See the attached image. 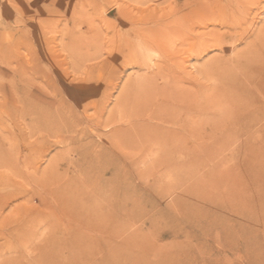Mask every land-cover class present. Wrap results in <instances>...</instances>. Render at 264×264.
<instances>
[{"label":"rangeland","instance_id":"obj_1","mask_svg":"<svg viewBox=\"0 0 264 264\" xmlns=\"http://www.w3.org/2000/svg\"><path fill=\"white\" fill-rule=\"evenodd\" d=\"M208 1L214 0H0V141L4 137L7 147H16L24 173L13 182L8 178L11 171L0 169V176L8 172L6 181L0 182V221L6 219L9 231L0 225V264H45L32 246L42 245L56 232L53 227L67 226L71 219L57 212L58 220L52 217L45 223L27 212L45 211L44 201L54 204L48 190L59 187L89 191L86 196L102 202L98 204L105 213L101 247L90 248L83 258L76 255L81 259L77 264H264L262 80L257 76L249 81L233 68L232 86L224 83L222 92L211 94L216 108L204 107L209 94L204 85L217 82L207 70L210 63L236 64L251 39L238 40V33H226L233 28L221 23L220 11L211 10L205 5ZM183 2L181 11L175 9L183 16L177 23L173 6ZM232 2L246 16L239 33L248 26H264V0ZM226 7L224 20L230 22L233 13ZM148 15L155 18L144 20ZM158 67L184 77L191 91L187 99L196 103L200 98V110L194 104L189 108L187 99L173 105L157 94L153 87L168 79L162 75L154 78L156 84L149 82ZM218 103L227 106L221 110L223 117L216 115ZM155 110L174 112L175 117L162 125L148 116ZM128 118L161 130L149 129L143 135L130 131L129 136L122 132ZM139 136L150 139L138 140ZM36 177L42 178L37 186ZM21 223L25 225L14 229ZM29 228L36 235L23 244L21 235L26 236Z\"/></svg>","mask_w":264,"mask_h":264},{"label":"bare ground","instance_id":"obj_2","mask_svg":"<svg viewBox=\"0 0 264 264\" xmlns=\"http://www.w3.org/2000/svg\"><path fill=\"white\" fill-rule=\"evenodd\" d=\"M235 1V0H234ZM246 2V1H245ZM207 4H205V5H208L209 7H210V9L211 10H218V11H220V17H221V19H223V20H221V23H223V24H225V25H227V24H229V27H231V28H233V29H231V30H229V31H227L226 33H229L230 35L231 34H235V33H238L239 35H240V37L239 38H236V39H238V40H246V41H248V38H251L250 39V41H248V43H247V46H246V51H245V53L242 55L243 57L242 58H238L235 62H236V64H233V63H229L228 61H225V62H223V63H221L220 61V63H217V62H213V63H210V66L208 67V71L212 74V78L214 79H216L217 80V82H215V84H213L212 86H209V87H205V85H204V91H205V93L206 94H208L207 96L204 94V97H205V99H206V101H207V104L206 103H204L205 104V108L207 109V108H212V110L214 109V108H216V107H214V103H215V99H214V102H213V99H211V94H214L216 91L218 92V91H223L224 90V86H223V84L225 83V85L227 84V85H230V87L232 86V84L234 83V81L231 79V77H232V73H234L233 72V68L234 69H236V71H242L243 73H245V75H246V78H248L249 79V81H252L251 79H255L257 76L260 78V80H262L259 84H260V86H259V88H260V90L262 89L263 91H264V26H262V27H260V28H258V29H256V28H253V27H246V28H244V31L243 32H241V33H239V29L240 28H242L243 27V23H245V19H246V16L245 17H243L240 13H239V11H240V8H239V5H235V2H232V0L229 2H226V3H230V4H226V3H224V0H214V1H208V2H206ZM178 4V3H177ZM177 4H175V6H173V8H174V10L177 8L178 10H180V8H182L183 6H185L186 5V2H183L182 4H180L179 6H177ZM226 5L227 6H230L231 7V12L233 13V16H232V18L230 19V20H232V21H230V22H225V20L224 19H226L225 18V15H224V11L227 9V7H226ZM247 5V4H246ZM250 5V4H249ZM154 8V7H153ZM152 8V9H153ZM160 8V7H159ZM155 9V8H154ZM177 10V11H178ZM182 10V9H181ZM180 10V11H181ZM208 10V9H207ZM150 11V10H149ZM176 11V10H175ZM177 11H176V13H177ZM190 11V10H189ZM242 11V10H241ZM211 12V11H210ZM176 13H174V14H176ZM216 13V12H215ZM205 14V13H204ZM206 14H207V12H206ZM211 14V13H210ZM217 14V13H216ZM238 14H240V15H238ZM153 15V14H152ZM157 15V14H156ZM212 15V14H211ZM256 15V14H255ZM168 16V15H167ZM174 17H176V19H175V22H180L181 21V19H182V17L183 16H181V14L179 15V13H177L176 15H173ZM172 16V17H173ZM207 16V15H206ZM157 17V16H156ZM169 17V16H168ZM213 17H215V16H213ZM217 17V16H216ZM215 17V18H216ZM141 18V17H140ZM148 18H155V17H151V16H149L148 15V17H146V18H144V20L145 19H148ZM201 18V17H200ZM214 18V19H215ZM257 18V17H256ZM167 19V18H166ZM169 19V18H168ZM209 19H211L210 17H209ZM209 19H208V22H209ZM172 20V19H171ZM205 20V19H204ZM213 20V19H212ZM216 20H218V19H216ZM126 21V20H125ZM154 21V20H153ZM158 21V20H157ZM157 21H155V22H157ZM199 23H200V21H198ZM258 22V21H257ZM204 25H205V23H204ZM213 25V24H212ZM126 26V25H125ZM228 26V25H227ZM251 26H253V25H251ZM213 27V26H212ZM219 30V29H218ZM205 31V30H204ZM214 31H216L215 29H214ZM226 31V30H225ZM238 31V32H237ZM147 32V31H146ZM171 32V31H170ZM140 35L141 36H143L142 35V31H141V28H140ZM168 33V32H167ZM154 34V33H153ZM152 34V35H153ZM157 34V33H156ZM173 34V33H172ZM207 34H208V32H207ZM220 34V33H219ZM151 34H150V36H152ZM155 35V34H154ZM173 35H175V34H173ZM213 35H216V34H213ZM237 35V34H236ZM148 36V35H147ZM159 36H160V34H159ZM164 36V35H163ZM232 36V35H231ZM216 38L218 37L219 38V36H215ZM214 38V37H213ZM141 39V38H140ZM146 39V38H145ZM163 39V38H162ZM203 39V38H202ZM201 39V40H202ZM219 39H221V38H219ZM143 41V40H142ZM159 41V40H158ZM162 41V40H161ZM160 41V42H161ZM210 41V40H209ZM212 41V40H211ZM237 41V40H236ZM148 42H150L149 40H148ZM153 42V41H152ZM216 43L218 42V41H215ZM215 42H211V43H214V44H216ZM219 43V42H218ZM225 43V42H224ZM150 44H153V43H150ZM144 45H145V43H144ZM158 45H160V43L158 44ZM217 45V44H216ZM219 45V44H218ZM151 46V45H150ZM149 46V47H150ZM148 47V46H147ZM154 46H152V48H153ZM161 47V46H160ZM202 48V47H201ZM157 49V48H156ZM158 50V49H157ZM232 53V52H231ZM237 53V52H236ZM233 54H234V52H233ZM233 54H232V56H233ZM168 56V55H167ZM239 56V55H238ZM220 59V58H219ZM214 60V59H213ZM231 60H232V57H231ZM167 61V60H166ZM217 61V60H216ZM182 62V61H181ZM209 62V61H208ZM158 63V62H157ZM172 64V63H171ZM220 64V65H219ZM148 67V66H147ZM160 67H162V63H161V65H160ZM176 67V66H175ZM149 68V67H148ZM159 68V67H158ZM148 70V69H147ZM207 70H206V72H207ZM152 70H150V72H151ZM172 71V70H171ZM169 72V71H167V70H164V69H160L159 68V70H156V72L154 73V71L151 73V76L150 77H152V78H150V81L149 82H154V84H156L157 82H155V80H154V78H156L157 76H160V77H162V75H167V77H168V79H163V85H161L160 84V86H159V88H158V85H156V86H154L153 88L158 92L157 94L158 95H161L162 97L164 96V97H166V98H169L170 100H172V103H173V105L175 104V105H177V103H181V101L183 102L184 100H186L187 99V96H189L190 95V93H191V91L190 90H188V88L184 85V77L182 78V76L181 75H178L176 72H174V73H172V72ZM241 72V73H242ZM156 75V76H155ZM206 75H208V73H206ZM234 77V76H233ZM192 78V77H191ZM209 78V77H208ZM242 78V77H241ZM157 79V78H156ZM194 79V78H193ZM148 80V79H147ZM142 81V80H141ZM219 81V82H218ZM236 81H238V83H239V81L240 80H236ZM127 82V81H126ZM254 82V81H253ZM143 83V82H142ZM147 83V82H146ZM242 83V82H241ZM145 84V83H144ZM169 84H171V85H169ZM243 84V83H242ZM247 84V83H246ZM127 85V84H126ZM148 85V84H147ZM198 85V84H197ZM240 85V84H239ZM244 85V84H243ZM137 86V85H136ZM167 86H169V87H167ZM145 87H146V89H149V88H147L148 86H146L145 85ZM144 86H143V88H145ZM150 87V86H149ZM229 87V86H228ZM140 88V87H139ZM233 88V87H232ZM245 89H246V87H244ZM243 88V89H244ZM247 88H249V87H247ZM138 89V88H137ZM145 89V91H147ZM134 90V89H133ZM150 90V89H149ZM198 90V89H197ZM196 90V91H197ZM234 90V89H233ZM240 91V90H239ZM245 91V90H244ZM154 92V91H153ZM123 93V92H122ZM135 93V92H134ZM145 93V92H144ZM204 93V92H203ZM220 93V92H219ZM224 93V95L226 94V92L224 91L223 92ZM230 93V92H229ZM248 93V92H247ZM258 93H261V92H258ZM239 94V93H238ZM241 94V93H240ZM245 94H246V92H245ZM144 95V94H143ZM148 95V94H147ZM147 95H145L146 97H147ZM195 95H197V94H195ZM219 95V94H218ZM227 95V94H226ZM251 95V94H250ZM134 96V95H133ZM198 96V95H197ZM197 96H195V98H198ZM248 96V95H247ZM122 97V96H121ZM160 97V96H159ZM191 97H193V96H191ZM190 97V98H191ZM212 97H213V95H212ZM215 97H216V95H215ZM219 97H222V96H219ZM263 97V96H262ZM123 98V97H122ZM121 98V99H122ZM214 98V97H213ZM218 98V97H217ZM235 98V97H234ZM238 98V97H237ZM117 99V98H116ZM121 99L119 100V101H121ZM135 99V98H134ZM189 99V98H188ZM186 100V101H188L189 102V104L186 102V104H187V106H189V108H191L192 106H194V105H197V108L199 109V107H198V101H200V98H199V100L196 102V103H193V102H191V99L190 100ZM193 99H194V97H193ZM192 99V100H193ZM204 99V100H205ZM220 99V98H219ZM218 99V100H219ZM195 100V99H194ZM232 100V99H231ZM238 100V99H237ZM127 101H128V99H127ZM167 101H168V99H167ZM202 101V100H201ZM219 101H222V99L221 100H219ZM118 102V101H117ZM140 102V101H139ZM211 102V103H210ZM223 102V101H222ZM235 102H236V100H235ZM262 102V101H261ZM260 102V103H261ZM179 103V104H180ZM200 103V102H199ZM202 103H203V101H202ZM217 103V102H216ZM249 103H251V102H249ZM260 103H259V105H260ZM264 103V102H263ZM194 104V105H193ZM25 105V104H24ZM218 105V107L220 106L221 108H218L217 107V110L218 111H220V112H218L216 115H221L220 117H223L222 116V113H223V115H224V112H221V110H223V109H227V106L226 105H224L223 103H218V104H216V106ZM222 105V106H221ZM242 105V104H241ZM255 105V104H254ZM258 105V106H259ZM26 106V105H25ZM29 106V105H28ZM200 107H201V105H199ZM31 107V106H30ZM177 107V106H176ZM181 108H182V106H180ZM153 108V107H152ZM163 108V107H162ZM180 108V109H181ZM194 108H196V106L194 107ZM61 109H64V108H62L61 107ZM183 109V108H182ZM181 109V110H182ZM22 110V109H21ZM24 110H29V109H24ZM44 110V109H43ZM46 110H49V111H51L52 112V110L51 109H46ZM200 110V109H199ZM205 110V109H204ZM209 110V109H208ZM211 110V111H212ZM228 110V109H227ZM37 111V110H36ZM48 111V112H49ZM147 111V110H146ZM145 111V112H146ZM172 111V110H171ZM196 111H197V109H196ZM47 112V113H48ZM62 112V111H61ZM180 112V111H179ZM189 112V111H188ZM187 112V113H188ZM226 112V111H225ZM42 113V112H41ZM40 113V114H41ZM58 113V112H57ZM149 113V112H148ZM174 112H170V113H160L159 111H150V113H149V115L148 116H150V117H153V118H156V119H160V121H161V123H162V125H165V124H167V123H171V120H173L172 119V117L174 116V114H173ZM176 113V112H175ZM178 113V112H177ZM186 112L184 113V114H187ZM36 114H38V113H36ZM35 114V115H36ZM45 114V113H44ZM52 114V116L54 117V118H56V115L54 116L53 115V113H51ZM59 115H60V112L58 113ZM64 114H65V112H64ZM64 114H61V115H64ZM145 114V113H144ZM143 114V115H144ZM211 114H213V112H211ZM23 115H24V112H23ZM136 115V114H135ZM142 115V116H143ZM146 115V116H147ZM215 115V116H216ZM41 117L43 116V115H40ZM52 116H50V117H52ZM66 116V115H65ZM140 116H141V114H140ZM142 116L140 117V118H142ZM228 116V115H227ZM52 117V118H53ZM64 117V116H63ZM175 117V116H174ZM177 117H180V116H178V114H177ZM191 117V116H190ZM53 118V119H54ZM149 118V117H148ZM182 118V117H181ZM185 118H187V117H185ZM209 118V117H208ZM225 118V117H224ZM59 119V118H58ZM60 119H61V117H60ZM111 119H112V117H111ZM188 119V118H187ZM63 120H65L64 118H63ZM67 120H68V118H67ZM128 120H129V123H128V125H127V127H123L122 129V132H125V133H129V136H130V131L132 132V133H134V132H138L139 133V135L141 134V135H143V134H146V133H148L149 132V129H151V130H154L155 132H157L158 130H161V129H158V128H161V127H159V126H157V125H155V127H157V128H155L154 126H152L151 124H149L147 121H142V120H140V119H131V118H128ZM127 120V121H128ZM175 120V119H174ZM180 120V119H179ZM186 120V119H185ZM190 120V119H189ZM191 120H193V119H191ZM191 120L189 121L190 123H194L193 121L191 122ZM40 121V120H39ZM62 121V120H61ZM125 121V120H124ZM152 121V120H151ZM150 121V122H151ZM159 121V122H160ZM207 121V120H206ZM53 122V121H52ZM51 122V123H52ZM63 122H67V121H63ZM111 122V121H110ZM182 122V121H181ZM189 122L187 121V122H185V126L186 125H188L189 124ZM212 122V121H211ZM220 122V121H219ZM57 123V122H56ZM123 123V122H122ZM174 123H175V121H174ZM179 123V122H178ZM127 124V123H126ZM184 124V123H183ZM30 125V124H29ZM38 125H41V124H38ZM65 125V124H64ZM67 125V124H66ZM69 125V124H68ZM67 125V126H68ZM170 124H168V126H169ZM179 125V124H178ZM213 125V127H214V125L217 127V125H218V122L216 121V122H214V124H212ZM26 126H27V124H26ZM42 126H43V124H42ZM41 126V127H42ZM61 126V125H60ZM184 126V127H185ZM196 126H198V125H196ZM210 126V125H209ZM28 127V126H27ZM40 127V126H39ZM40 127V128H41ZM44 127V126H43ZM51 127H52V125H51ZM63 127V126H62ZM184 127H182V128H184ZM187 127H189V125L188 126H186V128ZM50 128V127H49ZM152 128H154V129H152ZM177 128H179V127H177ZM30 129V128H29ZM43 130H44V128H42ZM48 129V128H47ZM168 129V128H167ZM185 129V128H184ZM67 130V129H66ZM172 130V128L170 129V131ZM189 130H190V128H189ZM193 130V129H192ZM192 130H190V131H192ZM33 131V130H32ZM148 131V132H147ZM165 131V130H164ZM173 131V130H172ZM174 131H177V130H174ZM31 132V131H30ZM152 132V131H151ZM150 132V133H151ZM192 132H194V130L192 131ZM1 133V132H0ZM50 133V132H49ZM131 133V134H132ZM150 133L149 134H147V135H150ZM165 133V132H164ZM172 133V132H171ZM3 134V133H2ZM53 134V133H52ZM135 134V133H134ZM152 134H154V133H152ZM173 134V133H172ZM180 134V133H179ZM178 134V135H179ZM193 134V133H192ZM5 135H7V134H5ZM84 135V134H83ZM114 135H115V131H114ZM126 135V134H125ZM159 135V134H158ZM160 135H161V132H160ZM171 135V134H170ZM0 136H1V134H0ZM82 135H80V137H81ZM108 136V135H107ZM124 136V135H123ZM132 136H134V135H132ZM131 136V137H132ZM138 136V135H137ZM136 136V139L138 138ZM7 138H8V135L6 136ZM115 137V136H114ZM140 138L138 139V140H149L150 138H148V137H144V136H139ZM153 137V136H152ZM152 137H151V139H152ZM171 137V136H170ZM176 137V136H175ZM174 137V138H175ZM2 138V137H1ZM4 138V137H3ZM3 138L1 139L2 141H0V169L2 168V170L3 169H8V170H10L11 172V175H10V177H8L7 175H5L6 173H8V172H6L5 174H3V176L1 175L0 176V182L2 183V180L3 179H5V181H6V176L9 178V180H11V181H13L14 182V178L13 177H18V176H22V178H23V176H24V173L22 172V170H21V166L19 165V162H18V160H17V156H18V150L16 149V147L14 148L13 147V149H11L12 147H7L6 146V144H5V142H7V141H4L3 140ZM7 138H6V140H7ZM125 138V137H124ZM126 138H128V137H126ZM130 138V137H129ZM128 138V139H129ZM157 138V137H156ZM164 138H166V137H164ZM173 138V137H172ZM173 138V139H174ZM177 138V137H176ZM179 138V137H178ZM113 139V138H112ZM119 139V138H118ZM121 139V138H120ZM123 139V138H122ZM131 139V138H130ZM154 139V138H153ZM152 139V140H153ZM185 139V138H184ZM9 140V139H8ZM132 140V139H131ZM138 140H137V142H138ZM155 140V139H154ZM153 140V141H154ZM161 141H162V139H160ZM179 140V139H178ZM195 140H196V138H195ZM10 141V140H9ZM13 141V140H12ZM114 141H116V139L114 140ZM127 141V140H126ZM126 141H124V142H126ZM151 141V140H150ZM166 141H168V139L166 140ZM174 141H175V139H174ZM184 141V140H183ZM183 141H181V142H183ZM122 142V141H121ZM139 142H141V141H139ZM145 142V141H144ZM11 143V145H12V142H10ZM165 143H167V142H165ZM169 143V142H168ZM177 143V142H176ZM8 144H9V142H8ZM17 144V143H16ZM114 144V143H113ZM119 144V143H118ZM150 144V143H149ZM164 144V143H163ZM79 145V144H78ZM112 145V144H111ZM18 146V145H17ZM84 146V145H83ZM121 146V145H120ZM123 146V145H122ZM81 147H82V145H81ZM81 147H80V149H81ZM85 147V146H84ZM114 147V146H113ZM118 147H119V145H118ZM79 148V147H78ZM100 148V147H99ZM117 148V147H116ZM79 149V150H80ZM119 150H120V148H118ZM24 150V149H23ZM76 150V149H75ZM83 150V149H82ZM101 150H103V148L101 149ZM86 151V150H85ZM85 151H82L83 153L85 152ZM118 151V150H117ZM124 151V150H123ZM70 152V151H69ZM79 153H80V151H78ZM100 152H102L103 153V151H100ZM112 152V151H111ZM116 152V151H115ZM121 152H122V150H121ZM113 153V152H112ZM100 154V153H99ZM108 154V153H107ZM119 154V153H118ZM122 155L123 154H125L124 152L123 153H121ZM20 155V154H19ZM24 155V154H23ZM71 155V154H70ZM84 155V154H83ZM86 155V154H85ZM106 155V154H105ZM126 155V154H125ZM118 156V155H117ZM120 156V155H119ZM79 157V156H78ZM80 157H81V155H80ZM85 157V156H84ZM120 158V157H119ZM21 160V159H20ZM22 160L24 161V159L22 158ZM29 160V159H28ZM32 160H34V159H31V163H32ZM93 160V159H92ZM103 160V159H102ZM22 161V162H23ZM28 161V162H29ZM35 161V160H34ZM34 161H33V163H34ZM99 161V160H98ZM94 162V161H93ZM23 164V163H22ZM26 164H27V162H26ZM105 164V163H104ZM24 165V164H23ZM35 165H36V163H35ZM94 165V164H93ZM92 165V166H93ZM26 166V165H25ZM29 166H31L30 164H29ZM34 166V165H33ZM90 167H91V165H89ZM102 167H104L103 165H102ZM26 168H27V166H26ZM35 168V167H34ZM85 168V167H84ZM87 168V167H86ZM93 168V167H92ZM99 168V167H98ZM29 169V168H28ZM104 169V168H103ZM23 170H24V166H23ZM85 171V170H84ZM87 171V170H86ZM45 172H46V170H45ZM48 172V171H47ZM4 173V172H3ZM35 174V173H34ZM9 175V174H8ZM31 175V174H30ZM29 175V176H30ZM36 175V174H35ZM39 175H41V174H39ZM48 174H46L45 176H47ZM52 175V174H51ZM60 174H58V176H59ZM28 176V175H27ZM28 176V177H29ZM32 176V175H31ZM42 176V175H41ZM26 177V176H25ZM60 177V176H59ZM91 177V176H90ZM41 178V177H40ZM55 178H56V176H55ZM98 178V177H97ZM19 179V178H18ZM21 179V178H20ZM25 179V178H24ZM30 179H33V176H32V178H30ZM42 179V178H41ZM41 179H39V178H37L36 177V179L35 180H33L34 181V184L36 183V182H41L40 180ZM16 180V179H15ZM48 180V179H47ZM46 180V181H47ZM55 180V179H54ZM59 180V179H58ZM96 180V179H95ZM100 180V179H99ZM23 181V180H22ZM29 181V180H28ZM45 181V180H44ZM56 181V180H55ZM24 182V181H23ZM26 182V181H25ZM68 182V181H67ZM73 182V181H72ZM7 183V182H6ZM45 183V182H44ZM52 183V182H51ZM57 183H59V181L57 182ZM71 183V182H70ZM93 183V182H92ZM94 183H95V181H94ZM13 184V183H12ZM16 184H18V183H16ZM37 184V183H36ZM35 184V185H36ZM40 185H41V183H39ZM22 185V184H21ZM24 185V184H23ZM22 185V186H23ZM27 185V184H26ZM30 185V184H29ZM49 185H51V184H49ZM53 185H54V182H53ZM68 185V184H67ZM37 186V185H36ZM39 186V185H38ZM41 186H43V185H41ZM41 186H39V187H41ZM55 186V185H54ZM83 186V185H82ZM88 186V185H87ZM98 185H96V187H97ZM100 186V185H99ZM7 187H9V186H7ZM21 187V186H20ZM45 187V186H44ZM59 187V186H58ZM65 187H67L66 185H65ZM68 187H69V185H68ZM67 187V188H68ZM71 187V186H70ZM73 187V186H72ZM80 187V186H79ZM78 187V188H79ZM6 188V187H5ZM14 189H15V187H13ZM12 188V189H13ZM55 188V187H54ZM66 188V189H67ZM75 188H77V187H75ZM81 188V187H80ZM79 188V189H80ZM23 189V188H22ZM33 189V191H34V188H32ZM43 190H44V188H42ZM71 190H73L72 188H70ZM70 189L68 188V190L70 191ZM82 189V188H81ZM91 189V188H90ZM39 190V189H38ZM41 190V189H40ZM74 190H76V189H74ZM94 190H96V188L94 189ZM49 191V194H50V196H52L56 201L54 202V204H51V202H50V204L49 203H47V202H43V203H45V206H46V210L44 211L43 209H41L40 208V210H43L44 211V215H41L40 213V210H39V208H37V210H39V212H35V213H29V211L27 212L28 214H31V215H33L34 214V216H36L35 218H37L38 216H40V220H42L41 222H47L48 221V223L50 222L49 221V219L50 218H52L53 217V219H52V221L53 220H58V219H56V217H54L55 215H58V213L57 212H61V213H63V215H65V216H67V217H69L71 220H70V222H69V225H67V226H63V227H59L58 225L56 226V227H53V228H55V233L52 235V236H50V235H48L47 236V239L46 240H44L43 242L44 243H42V245H40L38 242H35V243H37V244H39V246H35V244H34V246H32V249L35 251V250H37L39 253H40V258H38V260L40 259H42L43 261H44V263L45 264H77L81 259H76V255H80V256H78V257H81V258H83L84 256L86 257L87 256V254H88V252H89V250H90V248H92V247H96V249L97 248H100L101 247V237H100V234H102V232L105 230V219H104V215H105V213H104V210L103 209H101V204H102V202H98V199L95 197V199L96 200H94L93 199V201H91L90 199L91 198H93V197H91L90 199L86 196V194L89 192H87V193H84L85 192V189L84 190H78L79 192H74V191H70V192H67V191H65L64 190V188L62 189V188H55V189H49L48 190ZM97 191H98V189H97ZM21 192V191H20ZM23 192V191H22ZM13 193V192H12ZM15 193V192H14ZM24 193V192H23ZM28 193V192H27ZM43 193V192H42ZM21 194V193H20ZM25 194V193H24ZM35 194V193H34ZM38 194V193H37ZM66 194V195H65ZM95 194V193H94ZM100 194H101V192H100ZM16 195H18L17 193H16ZM16 195H14V197L16 196ZM28 196H30L29 195V193L27 194ZM47 195V194H46ZM67 195H70V196H67ZM88 195V194H87ZM90 195H91V193H90ZM4 196V195H3ZM8 197L10 196L11 197V195H7ZM21 196V195H20ZM27 196V198L28 199H30L29 197ZM40 196H41V194H40ZM40 196H38V198L40 197ZM93 196V195H92ZM96 196H97V194H96ZM2 197V196H1ZM46 197V196H45ZM90 197V196H89ZM99 198L101 197V195H99L98 196ZM37 198V196L35 197V199ZM52 198V199H53ZM101 198H103V196L101 197ZM100 198V199H101ZM12 199V198H11ZM34 199V200H35ZM43 199V198H42ZM33 200V201H34ZM89 200V201H88ZM1 201V200H0ZM37 201H39V200H37ZM27 202V201H26ZM30 202H32V199H31V201ZM35 202H36V200L34 201V204L33 205H35ZM91 202H93V203H91ZM24 203V202H23ZM39 203V202H38ZM43 203H41L42 205H43ZM100 205H99V204ZM23 205V204H22ZM32 205V206H33ZM17 206H19V205H17ZM103 207H104V204L102 205ZM25 207V206H24ZM24 207H22V208H24ZM35 207H38V205L37 206H35ZM40 207V206H39ZM30 208V207H29ZM33 207H31V209H32ZM43 208H45V207H43ZM18 209V208H17ZM16 209V210H17ZM26 210V209H25ZM32 210H34V209H32ZM36 210V211H37ZM19 211H21L22 212V210H21V208H20V210H18L17 212L19 213ZM114 211V210H113ZM197 211V210H196ZM32 212V211H31ZM13 213V212H12ZM16 213V212H15ZM18 213H16V216H19L20 217V213L18 214ZM55 213H57V214H55ZM108 213V212H107ZM60 214V213H59ZM115 214V213H114ZM113 214V215H114ZM117 214V213H116ZM115 214V215H116ZM15 215V214H14ZM30 215V219H31V216ZM112 215V216H113ZM27 216V215H26ZM33 216V217H34ZM61 216V215H60ZM8 217V216H7ZM10 217H11V215H10ZM29 218V217H28ZM55 218V219H54ZM61 218V217H60ZM25 219V218H24ZM29 219V220H30ZM109 219V218H108ZM107 219V220H108ZM116 219V218H115ZM114 219V220H115ZM5 218L3 219V220H1L0 221V225L2 226V230L3 231H5V230H7V232L9 233V231H8V227L6 228V223H5ZM12 220V219H11ZM15 220V219H14ZM21 220V219H20ZM31 220H34V219H31ZM65 221V220H64ZM69 221V220H68ZM26 222L27 221H25V224H26ZM31 222H33V221H31ZM56 222V224H57V222L58 221H55ZM54 222V223H55ZM10 223V222H9ZM14 223V222H13ZM19 223H20V221H19ZM44 223V224H45ZM51 223V222H50ZM53 223V224H54ZM58 223H60V222H58ZM65 223V222H64ZM24 223H21V224H18L16 227H14V229H16L17 227L18 228H20L21 226L23 227L24 225H23ZM31 224V223H30ZM34 224H36V223H34ZM40 224V223H39ZM68 224V223H67ZM109 224V223H108ZM8 225V224H7ZM16 225V224H15ZM14 225V226H15ZM55 225V224H54ZM53 225V226H54ZM110 225V224H109ZM30 226V225H29ZM47 226V225H46ZM107 226V225H106ZM21 227V228H22ZM34 227V229H35V227L36 226H33ZM116 227V226H115ZM17 228V229H18ZM31 228V227H30ZM30 228H29V233L25 236V235H21V242L24 244L26 241L25 240H27V239H30V238H32L33 236H35L36 234H34L33 232H32V230H30ZM38 228V227H37ZM39 228H40V226H39ZM109 228V227H108ZM112 228H113V226H112ZM51 229V228H50ZM49 229V230H50ZM114 229H116V228H114ZM38 231V230H37ZM110 231H111V228H110ZM106 232V231H105ZM104 232V233H105ZM112 232H114V231H111V233ZM91 233H93V234H91ZM108 233H110V232H108ZM43 234V233H42ZM115 234V233H114ZM46 235V234H45ZM108 235V234H107ZM102 236V235H101ZM109 236V235H108ZM110 237H111V235H110ZM108 238V237H107ZM25 239V240H24ZM107 240H109V239H107ZM40 241V240H39ZM41 243V242H40ZM30 244V243H29ZM105 245V244H104ZM7 246V245H6ZM31 246V244L29 245V247ZM111 246V245H110ZM8 248H10L9 249V252H13V250L11 249V246H10V244L7 246ZM27 247V246H26ZM115 248H117V249H119V247L120 246H118V247H116V246H114ZM109 248V247H108ZM107 248V249H108ZM31 249V248H30ZM102 249V248H101ZM110 249V248H109ZM112 249H114V248H112ZM99 251V250H98ZM97 251V252H98ZM15 252H18L17 250H15ZM112 253V252H111ZM110 254V253H109ZM119 255V254H118ZM117 259V258H116ZM39 260V261H40ZM83 261H84V259H83ZM87 261V260H86ZM136 263V262H135Z\"/></svg>","mask_w":264,"mask_h":264}]
</instances>
